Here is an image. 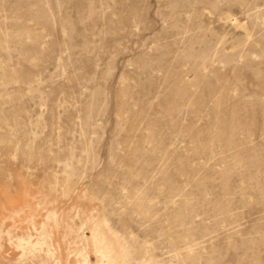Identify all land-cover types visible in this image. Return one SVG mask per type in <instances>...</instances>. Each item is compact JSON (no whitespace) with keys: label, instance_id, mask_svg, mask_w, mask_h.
I'll list each match as a JSON object with an SVG mask.
<instances>
[{"label":"rangeland","instance_id":"374dc122","mask_svg":"<svg viewBox=\"0 0 264 264\" xmlns=\"http://www.w3.org/2000/svg\"><path fill=\"white\" fill-rule=\"evenodd\" d=\"M99 251L264 264V0H0V264Z\"/></svg>","mask_w":264,"mask_h":264},{"label":"bare ground","instance_id":"6f19581e","mask_svg":"<svg viewBox=\"0 0 264 264\" xmlns=\"http://www.w3.org/2000/svg\"><path fill=\"white\" fill-rule=\"evenodd\" d=\"M100 255H99V260H97L99 262V264H104V261H105V254L102 252V251H99ZM76 259V258H75ZM58 264V263H56ZM60 264V263H59ZM68 264V263H67ZM71 264H89L88 260H84L83 262L81 261H72Z\"/></svg>","mask_w":264,"mask_h":264}]
</instances>
